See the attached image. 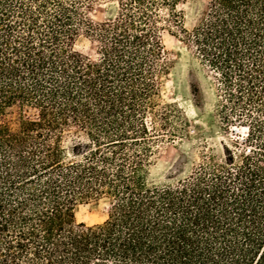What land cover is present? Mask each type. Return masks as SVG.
<instances>
[{
  "label": "trees",
  "instance_id": "1",
  "mask_svg": "<svg viewBox=\"0 0 264 264\" xmlns=\"http://www.w3.org/2000/svg\"><path fill=\"white\" fill-rule=\"evenodd\" d=\"M185 1L0 0V264H264V0H205L191 29ZM164 33L213 69L250 146L160 182L154 136L175 132V108L158 109ZM14 105L32 113L11 128ZM100 198L106 218L76 222Z\"/></svg>",
  "mask_w": 264,
  "mask_h": 264
},
{
  "label": "rangeland",
  "instance_id": "2",
  "mask_svg": "<svg viewBox=\"0 0 264 264\" xmlns=\"http://www.w3.org/2000/svg\"><path fill=\"white\" fill-rule=\"evenodd\" d=\"M205 0H187L179 3L177 9L182 13V22L191 29L195 22L194 11L205 9ZM103 5L94 6L88 13L93 19L103 15ZM182 36L164 33V44L169 51L171 65L168 73L160 78L159 106L170 104L175 108L170 112L169 121L173 135L169 132H156L154 154L151 157V178L160 182L173 181L184 177L201 161L211 156L223 160L230 152H239L250 146L246 141V118H239L237 112L222 111L220 103L225 102L224 87L213 69L195 57L194 49L181 40ZM93 42L80 35L75 48L83 53L93 52ZM181 111L179 117L177 116ZM32 110L14 105L7 110L2 120L15 128L22 115ZM147 129L153 134V126L159 119L151 112L146 115ZM182 127V129H181ZM73 132L64 134L65 145L78 139ZM108 200L91 199L80 203L75 211L76 222L93 224L103 221L107 216Z\"/></svg>",
  "mask_w": 264,
  "mask_h": 264
}]
</instances>
